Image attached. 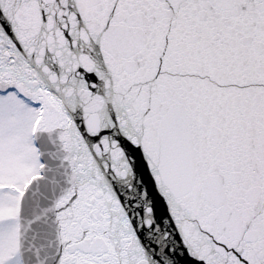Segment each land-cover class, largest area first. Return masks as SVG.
<instances>
[{"label": "snow or ice", "instance_id": "snow-or-ice-1", "mask_svg": "<svg viewBox=\"0 0 264 264\" xmlns=\"http://www.w3.org/2000/svg\"><path fill=\"white\" fill-rule=\"evenodd\" d=\"M0 264H264V0H0Z\"/></svg>", "mask_w": 264, "mask_h": 264}]
</instances>
